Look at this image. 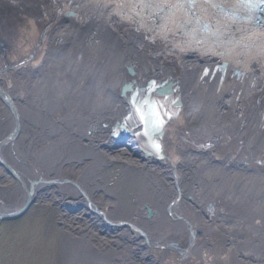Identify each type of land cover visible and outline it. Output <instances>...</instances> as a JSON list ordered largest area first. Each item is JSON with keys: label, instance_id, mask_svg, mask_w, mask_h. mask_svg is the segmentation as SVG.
Here are the masks:
<instances>
[{"label": "bare ground", "instance_id": "6f19581e", "mask_svg": "<svg viewBox=\"0 0 264 264\" xmlns=\"http://www.w3.org/2000/svg\"><path fill=\"white\" fill-rule=\"evenodd\" d=\"M68 1L0 0V213L58 198L62 264H264V6Z\"/></svg>", "mask_w": 264, "mask_h": 264}, {"label": "rangeland", "instance_id": "374dc122", "mask_svg": "<svg viewBox=\"0 0 264 264\" xmlns=\"http://www.w3.org/2000/svg\"><path fill=\"white\" fill-rule=\"evenodd\" d=\"M127 1L130 2V0ZM72 2L69 0L67 3ZM163 35L162 39L166 41L167 37ZM160 49L167 50L166 57H171L169 52L172 47L169 44ZM171 54L174 53L171 52ZM108 135L111 136V133ZM115 169V167H104L102 172L105 177L116 179L120 174H118L119 169L116 171ZM110 171L115 174H111ZM100 192L102 190L98 192L99 196ZM80 196L82 198V194ZM35 200L21 215L10 219H0V264H62L64 259L62 255L69 245V237L65 228L62 227L58 206H56L61 201L54 196ZM219 202L216 197H213L212 204ZM81 243L83 245V240ZM84 243L87 247L89 246L87 242Z\"/></svg>", "mask_w": 264, "mask_h": 264}, {"label": "water", "instance_id": "95a60500", "mask_svg": "<svg viewBox=\"0 0 264 264\" xmlns=\"http://www.w3.org/2000/svg\"><path fill=\"white\" fill-rule=\"evenodd\" d=\"M156 80H158V79H154V80H152L151 82H154V83H156ZM162 83L163 84H167V83H169V84H172L173 86H174V88H176V91L179 93V88H178V84L177 83H175V81H172V79H167V80H163L162 81ZM130 91H132V89L130 90ZM136 92V91H135ZM177 93V94H178ZM6 98L5 99H7L8 97H7V95L5 96ZM177 108L174 110V111H171V110H169L168 112H167V114H165L164 115V117H162L161 118V120L159 121V123H160V125H159V127L161 128V126H162V124H164L166 121H168L171 117H173L174 116V114H175V112L181 107V102H180V100L178 99L177 100ZM102 126L103 127H107V123H102ZM140 127V128H139ZM136 128H138V129H136ZM112 129V132H111V136L113 137V138H117L118 136H120L122 133L123 134H127V133H130L131 131H135L134 133H133V135H134V138H135V140L138 142V145L140 146V148L148 155V154H154V155H156L157 157L158 156H161V157H163L164 159H167L166 158V156L165 155H163L162 153H161V151L159 150L158 151V149L157 150H155V149H153V148H151L150 150L151 151H147V149H145V148H143L142 146H141V144H140V141H139V135H141V134H143V129H144V127H143V125L141 124V122L140 121H138V120H134V121H130V120H128L127 119V116H124L123 118H122V120L120 121V122H118V123H116L115 125H114V127H112L111 128ZM136 129V130H135ZM141 129V130H140ZM162 130V129H161ZM158 131V133H157V137H158V142L160 141L159 139L161 138L160 136H161V133H162V131ZM11 137V136H10ZM157 143V142H156ZM160 144L158 143V146H159ZM160 147V146H159ZM158 147V148H159ZM25 209V208H24ZM153 210H152V208L150 207H146V216L147 217H150L152 214H153V212H152ZM21 212V213H20ZM20 212H11V211H7V212H3V213H0V218H2V219H10V218H13V217H17V216H19V215H21L22 214V211H20ZM18 213H20V214H18Z\"/></svg>", "mask_w": 264, "mask_h": 264}, {"label": "flooded vegetation", "instance_id": "af4514ba", "mask_svg": "<svg viewBox=\"0 0 264 264\" xmlns=\"http://www.w3.org/2000/svg\"><path fill=\"white\" fill-rule=\"evenodd\" d=\"M76 186V185H75ZM77 188H78V186H76ZM102 192H103V190H102ZM35 199H33L32 201H34ZM80 200L81 201H84L85 203L87 202V201H85V198H84V196L82 195V198H81V196H80ZM74 204H75V202H74Z\"/></svg>", "mask_w": 264, "mask_h": 264}]
</instances>
